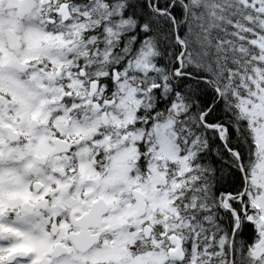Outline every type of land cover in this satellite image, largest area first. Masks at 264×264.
Masks as SVG:
<instances>
[{
	"label": "snow or ice",
	"instance_id": "6c2138e0",
	"mask_svg": "<svg viewBox=\"0 0 264 264\" xmlns=\"http://www.w3.org/2000/svg\"><path fill=\"white\" fill-rule=\"evenodd\" d=\"M0 264H264V0H0Z\"/></svg>",
	"mask_w": 264,
	"mask_h": 264
}]
</instances>
